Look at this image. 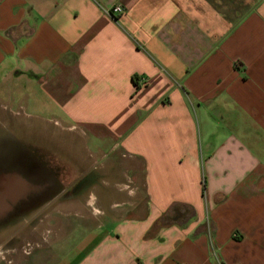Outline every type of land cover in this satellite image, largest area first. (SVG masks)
<instances>
[{"label": "crops", "instance_id": "obj_1", "mask_svg": "<svg viewBox=\"0 0 264 264\" xmlns=\"http://www.w3.org/2000/svg\"><path fill=\"white\" fill-rule=\"evenodd\" d=\"M4 72L93 156L59 264H264V0H0Z\"/></svg>", "mask_w": 264, "mask_h": 264}, {"label": "rangeland", "instance_id": "obj_2", "mask_svg": "<svg viewBox=\"0 0 264 264\" xmlns=\"http://www.w3.org/2000/svg\"><path fill=\"white\" fill-rule=\"evenodd\" d=\"M3 77L0 169L16 170L47 188L32 204L21 205L27 214L13 215L11 223L0 228V264H59L82 239L83 220L87 224L94 221L90 215L94 169L86 172L93 156L86 152L82 136L65 132L49 120L44 106H38L39 117L30 115L34 108L28 102L27 79L17 80L13 72H4ZM97 188L110 193L103 186ZM7 240L10 249L2 248Z\"/></svg>", "mask_w": 264, "mask_h": 264}, {"label": "flooded vegetation", "instance_id": "obj_3", "mask_svg": "<svg viewBox=\"0 0 264 264\" xmlns=\"http://www.w3.org/2000/svg\"><path fill=\"white\" fill-rule=\"evenodd\" d=\"M20 181L26 185L21 186ZM79 185L81 186L82 183ZM46 188V186H40L16 170L5 171L0 169V228L7 226V224L9 225L13 215L18 218L27 214L20 209L21 205L23 203L32 204L41 196ZM22 189L23 193H21ZM69 193L72 192L70 191ZM45 205H47V202ZM8 243H10L8 240L4 241L2 248L10 249L11 246Z\"/></svg>", "mask_w": 264, "mask_h": 264}, {"label": "built area", "instance_id": "obj_4", "mask_svg": "<svg viewBox=\"0 0 264 264\" xmlns=\"http://www.w3.org/2000/svg\"><path fill=\"white\" fill-rule=\"evenodd\" d=\"M124 12V9L120 5H116L108 10V13L113 15H121Z\"/></svg>", "mask_w": 264, "mask_h": 264}, {"label": "bare ground", "instance_id": "obj_5", "mask_svg": "<svg viewBox=\"0 0 264 264\" xmlns=\"http://www.w3.org/2000/svg\"><path fill=\"white\" fill-rule=\"evenodd\" d=\"M24 183V182H23ZM26 185V184H25ZM21 186H23V185H21ZM21 193H23V189L21 190Z\"/></svg>", "mask_w": 264, "mask_h": 264}]
</instances>
